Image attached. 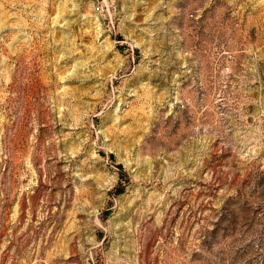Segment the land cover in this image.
Listing matches in <instances>:
<instances>
[{
    "label": "rangeland",
    "instance_id": "1",
    "mask_svg": "<svg viewBox=\"0 0 264 264\" xmlns=\"http://www.w3.org/2000/svg\"><path fill=\"white\" fill-rule=\"evenodd\" d=\"M0 264H264V0H0Z\"/></svg>",
    "mask_w": 264,
    "mask_h": 264
}]
</instances>
